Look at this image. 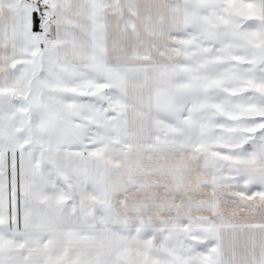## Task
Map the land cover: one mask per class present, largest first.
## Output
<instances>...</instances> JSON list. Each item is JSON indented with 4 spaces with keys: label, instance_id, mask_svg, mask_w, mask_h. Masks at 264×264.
Wrapping results in <instances>:
<instances>
[{
    "label": "snow or ice",
    "instance_id": "6c2138e0",
    "mask_svg": "<svg viewBox=\"0 0 264 264\" xmlns=\"http://www.w3.org/2000/svg\"><path fill=\"white\" fill-rule=\"evenodd\" d=\"M0 264H264V0H0Z\"/></svg>",
    "mask_w": 264,
    "mask_h": 264
}]
</instances>
